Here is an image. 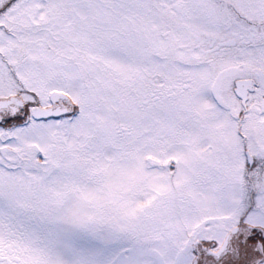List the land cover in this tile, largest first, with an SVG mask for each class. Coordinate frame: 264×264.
<instances>
[{
    "label": "snow or ice",
    "instance_id": "snow-or-ice-1",
    "mask_svg": "<svg viewBox=\"0 0 264 264\" xmlns=\"http://www.w3.org/2000/svg\"><path fill=\"white\" fill-rule=\"evenodd\" d=\"M0 264H264V0H0Z\"/></svg>",
    "mask_w": 264,
    "mask_h": 264
}]
</instances>
